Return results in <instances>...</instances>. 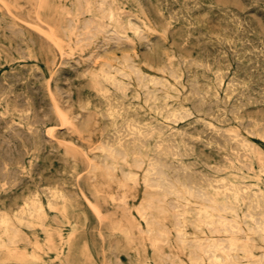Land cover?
Segmentation results:
<instances>
[{
  "label": "rangeland",
  "instance_id": "obj_1",
  "mask_svg": "<svg viewBox=\"0 0 264 264\" xmlns=\"http://www.w3.org/2000/svg\"><path fill=\"white\" fill-rule=\"evenodd\" d=\"M263 15L264 0H0V220L10 217L24 254L0 248V264H211L207 246L219 241L236 245L217 252L224 264H264ZM52 190L64 193L65 207L49 205ZM32 198L44 212L21 222ZM4 228L0 222L7 241Z\"/></svg>",
  "mask_w": 264,
  "mask_h": 264
},
{
  "label": "bare ground",
  "instance_id": "obj_2",
  "mask_svg": "<svg viewBox=\"0 0 264 264\" xmlns=\"http://www.w3.org/2000/svg\"><path fill=\"white\" fill-rule=\"evenodd\" d=\"M226 1V0H225ZM231 1V0H230ZM185 2V1H184ZM249 2V1H248ZM166 3V2H165ZM233 2H231V4H232ZM235 3V2H234ZM89 4V3H88ZM153 4V3H152ZM236 4V3H235ZM237 4H239V3H237ZM237 4L234 6V7H236L237 6ZM249 4V3H248ZM154 5V4H153ZM156 5V4H155ZM234 5V4H233ZM253 5V4H252ZM145 6V5H144ZM147 6V5H146ZM150 6H151V4H150ZM173 6V5H172ZM254 6V5H253ZM152 7V6H151ZM219 7V6H218ZM229 7V6H228ZM153 8V7H152ZM197 8V7H196ZM260 8V7H259ZM169 9V8H168ZM65 10V9H64ZM159 10V9H158ZM174 10V9H173ZM112 11V10H111ZM110 11V12H111ZM156 11V10H155ZM172 11V10H171ZM224 11V10H223ZM229 11V10H228ZM233 11V10H232ZM237 11V10H236ZM241 11V10H240ZM78 12V11H77ZM158 12V11H157ZM68 13V12H67ZM178 13V12H177ZM176 14V13H175ZM187 14V13H186ZM234 14V13H233ZM246 14V13H245ZM69 15V14H68ZM108 15V14H107ZM173 15V14H172ZM182 15V14H181ZM180 15V16H181ZM15 16V15H14ZM242 16H245V15H242ZM264 16V15H263ZM263 16H262V18H263ZM15 17H17V16H15ZM113 17V16H112ZM231 17V16H230ZM234 17V16H233ZM133 18V17H132ZM187 18V17H186ZM232 18V17H231ZM239 18V17H238ZM253 18H254V16H253ZM258 18V17H257ZM235 19V18H234ZM249 19V18H248ZM264 19V18H263ZM154 20V19H153ZM236 20V19H235ZM247 20V19H246ZM245 20V21H246ZM251 20V19H250ZM41 21V20H40ZM234 21V20H233ZM243 21V20H242ZM258 21H260V20H258ZM239 22V21H238ZM132 23V22H131ZM249 23V22H248ZM264 23V22H263ZM262 23V24H263ZM136 25H137V23H135ZM238 24V23H237ZM251 24V23H250ZM260 25H261V23H259ZM109 25V24H108ZM130 25V24H129ZM157 25V24H156ZM110 26V25H109ZM138 26V25H137ZM95 27V26H94ZM131 27V26H130ZM247 27V26H246ZM15 28V27H14ZM74 28V27H73ZM76 28V27H75ZM95 28H97V25H96V27ZM132 28V27H131ZM138 28V27H137ZM226 28V27H225ZM243 28V27H242ZM249 28H251V27H249ZM6 29V28H5ZM4 29V30H5ZM16 29V28H15ZM15 29H13V31L15 30ZM86 29V28H85ZM84 29V30H85ZM153 29V28H152ZM10 30V29H9ZM17 30H15V32H16ZM144 31V30H143ZM224 31H226V30H224ZM242 31V30H241ZM245 31V30H244ZM246 31H247V29H246ZM249 31H251V30H249ZM18 32H19V29H18ZM53 32V31H52ZM189 32V31H188ZM233 32H235V31H233ZM240 32V31H239ZM254 32V31H253ZM20 33V32H19ZM75 33V32H74ZM73 33V34H74ZM189 33H191V32H189ZM230 33V32H229ZM112 34V33H111ZM138 34V33H137ZM146 34V33H145ZM193 34V33H192ZM219 34H220V32H219ZM247 34V33H246ZM263 34V33H262ZM261 34V35H262ZM76 35V34H75ZM198 35V34H197ZM237 35H239V34H237ZM244 36H245V34H243ZM22 36V35H21ZM224 36V35H223ZM233 36V35H232ZM6 37V36H5ZM25 37V36H24ZM226 37V36H225ZM231 37V36H230ZM243 37V36H242ZM20 38H22V37H20ZM220 38H221V36H220ZM241 38V37H240ZM225 39V38H224ZM232 39V38H231ZM242 39V38H241ZM59 40H61V38L59 39ZM237 40V39H236ZM255 40V39H254ZM208 41V40H207ZM244 41V40H243ZM249 41V40H248ZM261 41V40H260ZM21 42V41H20ZM205 42V41H204ZM212 42V41H211ZM253 42V41H252ZM259 42V41H258ZM69 43V42H68ZM80 43V42H79ZM202 43H203V40H202ZM207 43V42H206ZM216 43V42H215ZM224 43V42H223ZM228 43V42H227ZM261 43H263V42H261ZM199 44V43H198ZM231 44V43H230ZM233 44V43H232ZM123 45H125V44H123ZM205 45V44H204ZM210 45V44H209ZM220 45H221V43H220ZM219 45V46H220ZM228 45V44H227ZM246 45V44H245ZM251 45V44H250ZM21 46V45H20ZM206 46V45H205ZM244 46V45H243ZM261 46V45H260ZM263 46V45H262ZM105 47V46H104ZM149 47V46H148ZM230 47V46H229ZM234 47V46H233ZM249 47V46H248ZM254 47V46H253ZM1 48V47H0ZM18 48V47H17ZM20 48V47H19ZM107 48V47H106ZM105 48V49H106ZM228 48V47H227ZM252 48V47H251ZM69 49V48H68ZM235 49V48H234ZM233 49V50H234ZM257 49V48H256ZM19 49H17V51H18ZM73 50V49H72ZM71 50V51H72ZM204 50V49H203ZM223 50H224V48H223ZM247 49L245 48V51H246ZM255 50V49H254ZM20 51V50H19ZM23 51H24V49H23ZM193 51H195V50H193ZM212 51V50H211ZM252 51V50H251ZM256 51V50H255ZM27 52V51H26ZM25 52V53H26ZM68 52V51H67ZM180 52V51H179ZM224 52H225V50H224ZM232 52V51H231ZM235 52V51H234ZM237 52V51H236ZM6 53V52H5ZM70 53V52H69ZM73 53V52H72ZM209 53V52H208ZM233 53V52H232ZM238 53V52H237ZM253 53H254V51H253ZM264 53V52H263ZM220 54V53H219ZM139 55V54H138ZM172 55H174V54H172ZM214 55V54H213ZM216 55V54H215ZM228 56H229V54H227ZM250 55V54H249ZM248 55V56H249ZM256 55H258L257 53H256ZM12 56V55H11ZM23 56H25V55H23ZM27 56V55H26ZM210 56V55H209ZM231 56V55H230ZM239 56V55H238ZM237 56V57H238ZM244 56V55H243ZM63 57V56H62ZM172 57V56H171ZM190 57V56H189ZM204 57V56H203ZM258 57V56H257ZM260 57V56H259ZM11 58H13L14 59V57H11ZM30 58H32V57H30ZM180 58H181V56H180ZM219 58V57H218ZM217 58V59H218ZM223 58V57H222ZM227 58V57H226ZM229 58V57H228ZM232 58V57H231ZM247 58V57H246ZM21 59V58H20ZM182 59V58H181ZM237 59H240L239 57L237 58ZM249 59V58H248ZM257 59V58H256ZM261 59H262V57H261ZM187 60V59H186ZM216 60V59H215ZM251 60V59H250ZM254 60V59H253ZM264 60V59H263ZM13 61V60H12ZM68 61H70V60H68ZM183 61V60H182ZM188 61H190L189 59H188ZM194 61V60H193ZM196 61H198V60H196ZM218 60H216V62H217ZM220 61V60H219ZM167 62V61H166ZM173 62V61H172ZM229 62V61H228ZM164 63V62H163ZM193 63V62H192ZM232 63V62H231ZM249 63V62H248ZM247 63V64H248ZM251 63V62H250ZM9 64V63H8ZM31 64H33V63H31ZM195 64H198L197 62L195 63ZM204 64H205V62H204ZM209 64V63H208ZM210 64H212V63H210ZM209 64V65H210ZM217 64V63H216ZM225 64V63H224ZM260 64V63H259ZM22 65V64H21ZM46 65V64H45ZM73 65V64H72ZM170 65V64H169ZM183 65V64H182ZM188 65H189V63H188ZM219 65V64H218ZM221 65V64H220ZM226 65H228V64H226ZM2 66V65H1ZM23 66V65H22ZM25 66V65H24ZM78 66V65H77ZM192 66V65H191ZM201 66V65H200ZM204 66V65H203ZM206 66V65H205ZM213 66V65H212ZM237 66V65H236ZM239 66V65H238ZM255 66H257V63H256V65ZM36 67V66H35ZM60 67V66H59ZM133 67V66H132ZM131 67V68H132ZM165 67V66H164ZM170 67V66H169ZM211 67V66H210ZM217 68H219L218 66H216ZM27 68V67H26ZM58 68V67H57ZM63 69H64V67H62ZM166 68V67H165ZM221 68V67H220ZM227 69H228V66L226 67ZM35 69H37V68H35ZM61 69V68H60ZM185 69V68H184ZM201 69V68H200ZM209 69V68H208ZM238 69V68H237ZM256 69V68H255ZM264 69V68H263ZM32 70H34V69H32ZM154 70V69H153ZM190 70V69H189ZM257 70V69H256ZM209 71V70H208ZM218 71V70H217ZM234 71V70H233ZM243 71V70H242ZM250 71V70H249ZM16 72V71H15ZM18 72V71H17ZM41 72V71H40ZM50 72V71H49ZM197 72V71H196ZM231 72V71H230ZM247 72V71H246ZM245 72V73H246ZM252 72V71H251ZM260 72V71H259ZM9 73V72H8ZM39 73V72H38ZM42 73V72H41ZM40 73V74H41ZM57 73V72H56ZM171 73V72H170ZM190 73V72H189ZM203 73V72H202ZM84 74V73H83ZM167 74V73H166ZM188 74V73H187ZM204 74V73H203ZM215 74V73H214ZM223 74V73H222ZM226 74H227V72H226ZM226 74L224 75V76H226ZM44 75V74H43ZM52 75V74H51ZM122 75V74H121ZM120 75V76H121ZM137 75H138V72H137ZM206 74H204V76H205ZM220 75V74H219ZM232 75V74H231ZM262 75V74H261ZM106 76V75H105ZM140 76V75H139ZM144 76V78H145V76L146 75H143ZM197 76V75H196ZM223 76V77H224ZM263 76V75H262ZM3 77V76H2ZM124 77V76H123ZM184 77V76H183ZM209 77V76H208ZM260 77V76H259ZM18 78V77H17ZM20 78V77H19ZM46 78V77H45ZM98 78V77H97ZM205 78H207V76L205 77ZM218 78H220L221 79V77H218ZM225 78V77H224ZM263 78V77H262ZM36 79V78H35ZM106 79V78H105ZM104 79V80H105ZM230 79V78H229ZM242 79V78H241ZM240 79V80H241ZM8 80H9V78H8ZM11 80V79H10ZM44 80V79H43ZM108 80V79H107ZM107 80H106V82H107ZM160 80V79H159ZM190 80H192V79H190ZM196 80V79H195ZM194 80V85H195V82L197 83V81H195ZM198 80V79H197ZM5 81V80H4ZM50 81V80H49ZM73 81V80H72ZM116 81H118V80H116ZM116 81H114V82H116ZM120 81V80H119ZM161 81V80H160ZM18 82V81H17ZM155 82V81H154ZM190 82H192V81H190ZM215 82H217V81H215ZM221 82H223V81H221ZM232 82V81H231ZM234 82V81H233ZM236 82V81H235ZM234 82V83H235ZM22 83H24V82H22ZM35 83V82H34ZM48 83V82H47ZM153 83V82H152ZM159 83V82H158ZM238 83V82H237ZM253 83V82H252ZM8 84V83H7ZM83 84V83H82ZM112 83H110V85H111ZM114 84V83H113ZM188 84H189V82H188ZM192 84V83H191ZM221 84V83H220ZM228 84V83H227ZM250 84V83H249ZM100 85H102V84H100ZM138 85V84H137ZM214 85V84H213ZM219 85V84H218ZM240 85V84H239ZM253 85V84H252ZM46 86V85H45ZM149 86V85H148ZM181 86V85H180ZM231 86V85H230ZM1 87V86H0ZM11 87V86H10ZM9 87V88H10ZM47 87V86H46ZM50 87V86H49ZM73 87H75V86H73ZM88 87V86H87ZM91 87H93V86H91ZM120 87H121V85H120ZM119 87V88H120ZM197 87V86H196ZM195 87V88H196ZM210 87V86H209ZM227 87V86H226ZM236 87V86H235ZM59 88V87H58ZM85 88V87H84ZM101 88H102V86H101ZM192 88V87H191ZM198 88V87H197ZM211 88V87H210ZM228 88H230V87H228ZM233 88V87H232ZM231 88V89H232ZM256 88H258V87H256ZM12 89V88H11ZM50 89V88H49ZM143 89V88H142ZM146 89V88H145ZM208 89V88H207ZM220 89H221V86H220ZM225 89V88H224ZM5 90V89H4ZM9 90V89H8ZM59 90V89H58ZM95 90V89H94ZM106 90V89H105ZM110 91H111V89H109ZM120 90V89H119ZM126 90V89H125ZM128 90V89H127ZM130 90V89H129ZM148 90V89H147ZM178 90V89H177ZM198 90H200V89H198ZM229 90V89H228ZM227 90V91H228ZM244 90V89H243ZM12 91V90H11ZM47 91H49V90H47ZM80 91V90H79ZM79 91H78V93H79ZM107 91V90H106ZM106 91H103V92H106ZM149 92H150V90H148ZM210 91V90H209ZM236 91V90H235ZM240 91V90H239ZM255 91V90H254ZM260 91V90H259ZM21 92V91H20ZM35 92V91H34ZM36 92H38V90L36 91ZM67 92V91H66ZM97 92V91H96ZM124 92V91H123ZM153 92V91H152ZM201 92V91H200ZM200 92H198V93H200ZM10 93V92H9ZM98 93V92H97ZM102 93V92H101ZM107 93V92H106ZM115 93V92H114ZM187 93V92H186ZM190 93V92H189ZM198 93H197V95H198ZM207 93H209L208 91H207ZM218 93V92H217ZM216 93V94H217ZM236 93V92H235ZM242 93V92H241ZM254 93V92H253ZM259 93V92H258ZM17 94V93H16ZM51 94H52V92H51ZM69 94V93H68ZM111 94V93H110ZM110 94H109V96H110ZM144 94H145V92H144ZM154 94H157V93H154ZM202 94H203V92H202ZM225 94V93H224ZM223 94V95H224ZM237 94H238V92H237ZM243 94V93H242ZM255 94V93H254ZM26 95V94H25ZM67 95V94H66ZM73 95V94H72ZM102 95V94H101ZM168 95V94H167ZM185 95V94H184ZM194 95H196V94H194ZM193 95V96H194ZM200 95V94H199ZM218 95V94H217ZM221 95V94H220ZM230 95V94H229ZM239 95V94H238ZM249 95V94H248ZM17 96V95H16ZM35 96V95H34ZM51 96V95H50ZM98 96H99V94H98ZM114 96V95H113ZM206 96V95H205ZM232 96H233V94H232ZM259 96H261V95H259ZM264 96V95H263ZM3 97V96H2ZM11 97V96H10ZM15 97V96H14ZM19 97V96H18ZM154 97V96H153ZM168 97V96H167ZM198 97V96H197ZM231 97V96H230ZM238 97V96H237ZM248 97V96H247ZM258 97V96H257ZM6 98H8V96L6 97ZM114 98V97H113ZM133 98V97H132ZM139 98V97H138ZM155 98V97H154ZM201 98V97H200ZM250 98V97H249ZM256 98V97H255ZM2 99V98H1ZM20 99V98H19ZM101 99V98H100ZM107 99V98H106ZM152 99V98H151ZM189 99V98H188ZM197 99V98H196ZM204 99V98H203ZM229 99H231V98H229ZM234 99V98H233ZM236 99V98H235ZM263 99V98H262ZM49 100H50V98H49ZM99 100V99H98ZM122 100V99H121ZM123 100H125V99H123ZM157 100V99H156ZM167 100H168V98H167ZM225 100V99H224ZM239 100H241V98L239 99ZM243 100V99H242ZM241 100V101H242ZM251 100V99H250ZM249 100V101H250ZM6 101V100H5ZM44 101V100H43ZM53 101V100H52ZM111 101H112V99H111ZM110 100H109V103L111 102ZM192 101V100H191ZM215 101H216V99H215ZM223 101V100H222ZM229 101V100H228ZM248 101V100H247ZM259 101V100H258ZM257 101V102H258ZM48 102V101H47ZM55 102H57V100L55 101ZM99 102H100V100H99ZM108 102V101H107ZM106 102V103H107ZM112 102H114V101H112ZM175 102V101H174ZM183 102H184V100H183ZM195 102H197V101H195ZM199 102V101H198ZM201 102V101H200ZM240 102V101H239ZM243 102V101H242ZM246 102V101H245ZM14 103V102H13ZM16 103V102H15ZM17 103H19V102H17ZM50 103V102H49ZM53 103V102H52ZM82 103V102H81ZM193 103V102H192ZM202 103L203 102H201V106H203L202 105ZM205 103H206V100H205ZM213 103H214V100H213ZM225 103H226V101H225ZM247 104H248V102H246ZM57 104V103H56ZM112 104V103H111ZM121 104V103H120ZM196 104V103H195ZM194 104V105H195ZM198 104V103H197ZM210 104V103H209ZM208 104V105H209ZM212 104V103H211ZM210 104V105H211ZM245 104V103H244ZM253 104V103H252ZM28 105V104H27ZM84 105H85V103H84ZM109 105V104H108ZM115 105V104H114ZM137 105V104H136ZM135 105V106H136ZM171 105V103L169 104V106ZM178 105V104H177ZM192 105V104H191ZM209 105V106H210ZM214 105V104H213ZM23 106V105H22ZM25 106H26V104H25ZM24 106V107H25ZM42 106V105H41ZM52 106V105H51ZM83 106V105H82ZM122 107H123V105H121ZM120 106V107H121ZM128 106V105H127ZM138 106V105H137ZM168 106V107H169ZM196 106V105H195ZM198 106H200V105H198ZM205 106V105H204ZM209 106H207V107H209ZM7 107H9L8 106V104H7ZM23 107V108H24ZM27 107H29V106H27ZM50 107V106H49ZM55 107V106H54ZM60 107V106H59ZM109 107V106H108ZM120 107H119V109H120ZM167 107V106H166ZM167 107V108H168ZM235 107H237V106H235ZM235 107H232V108H235ZM239 107V106H238ZM244 107V106H243ZM14 108V107H13ZM30 108H31V105H30ZM35 108V107H34ZM48 108V107H47ZM52 108V107H51ZM151 108V107H150ZM164 108V107H163ZM162 108V109H163ZM167 108H166V110H167ZM196 108H197V106H196ZM202 108V107H201ZM200 108V109H201ZM210 108V107H209ZM213 108V107H212ZM221 108V107H220ZM219 108V109H220ZM21 109V108H20ZM41 109V108H40ZM39 109V110H40ZM58 109V108H57ZM61 109V108H60ZM108 109V108H107ZM116 109V108H115ZM123 109H124V107H123ZM122 109V110H123ZM126 109V108H125ZM176 109V108H175ZM179 109V108H178ZM208 109V108H207ZM218 109V108H217ZM236 109V108H235ZM30 110V109H29ZM53 110V109H52ZM55 110V109H54ZM112 110V109H111ZM181 110V109H180ZM195 110V109H194ZM210 110V109H209ZM208 110V111H209ZM213 110V109H212ZM215 110V109H214ZM213 110V111H214ZM8 111V110H7ZM48 111V110H47ZM58 110H56L55 112H57ZM108 111V110H107ZM224 111V110H223ZM230 111V110H229ZM238 111V110H237ZM18 112V111H17ZM32 112H34V110L32 111ZM36 112L37 111H35V114L34 115H36ZM38 112H40V111H38ZM49 112V111H48ZM52 112V111H51ZM63 112V111H62ZM146 112V111H145ZM179 112V111H178ZM181 112V111H180ZM184 112V111H183ZM197 112H199L198 110H197ZM233 112V111H232ZM27 113V112H26ZM170 113V112H169ZM175 113V115H176V111L174 112ZM173 113V114H174ZM219 113V112H218ZM218 113H217V115H218ZM221 113V112H220ZM226 113V112H225ZM7 114V113H6ZM22 114V113H21ZM49 114H50V112H49ZM49 114L47 113V115L49 116ZM59 114H61V112L59 113ZM103 114V113H102ZM107 114V113H106ZM144 114H146V113H144ZM186 114V113H185ZM191 114V113H190ZM199 114V113H198ZM207 114H208V112H207ZM3 115H5V114H3ZM26 115H28V114H26ZM30 115V114H29ZM45 115H46V113H45ZM65 115V114H64ZM116 115H118V114H116ZM128 115V114H127ZM135 115V114H134ZM174 115V116H175ZM181 115V114H180ZM196 115V114H195ZM37 116V115H36ZM35 116V117H36ZM40 116V115H39ZM50 116H51V114H50ZM53 116V115H52ZM102 116V115H101ZM120 116V115H119ZM169 116H171L170 114H169ZM188 116V115H187ZM225 116V115H224ZM12 117V116H11ZM21 117V116H20ZM28 117V116H27ZM38 117V116H37ZM44 117V116H43ZM103 117H106V115H104ZM114 117H116V116H114ZM118 117V116H117ZM124 117H125V115H124ZM175 117H177V116H175ZM189 117V116H188ZM207 117H208V115H207ZM210 117V116H209ZM213 117V116H212ZM223 117V116H222ZM221 117V118H222ZM258 117V116H257ZM256 117V118H257ZM2 118V117H1ZM24 118V117H23ZM29 118V117H28ZM42 118V117H41ZM41 118H40V120H41ZM66 118V117H65ZM119 118V117H118ZM126 118V117H125ZM132 118V117H131ZM153 118V117H152ZM151 118V119H152ZM170 118V117H169ZM179 118V117H178ZM225 118V117H224ZM231 118V117H230ZM246 118V117H245ZM252 118V117H251ZM3 119H5V118H3ZM2 119V120H3ZM51 119V118H50ZM53 119V118H52ZM61 119V118H60ZM64 119V118H63ZM115 119V118H114ZM124 119V118H123ZM128 119V118H127ZM168 119V118H167ZM181 119V118H180ZM214 119V118H213ZM243 119V118H242ZM254 119V118H253ZM6 120H8V119H6ZM5 120V121H6ZM31 120V119H30ZM34 120V119H33ZM32 120V121H33ZM38 120V119H37ZM47 120V119H46ZM131 120V119H130ZM135 120V119H134ZM154 120V119H153ZM168 120H170V119H168ZM171 120H174V119H171ZM177 120H179V119H177ZM216 120V119H215ZM225 120V119H224ZM236 120V119H235ZM255 120V119H254ZM49 121V120H48ZM52 121V120H51ZM64 122H65V120H63ZM66 121H67V119H66ZM111 121V120H110ZM127 121V120H126ZM132 121V120H131ZM195 121H197V120H195ZM229 121H231V120H229ZM249 121V120H248ZM247 121V122H248ZM251 121V120H250ZM256 121H258V120H256ZM26 122V121H25ZM33 122H35V121H33ZM129 122V121H128ZM135 122V121H134ZM146 122V121H145ZM198 122V121H197ZM239 122H240V120H239ZM243 122V121H242ZM246 122V123H247ZM15 123V122H14ZM38 123V122H37ZM44 123V122H43ZM124 123V122H123ZM133 123V122H132ZM147 123V122H146ZM160 123V122H159ZM162 123H163V121H162ZM175 123V122H174ZM178 123V122H177ZM262 123V122H261ZM13 124V123H12ZM30 124V123H29ZM112 124V123H111ZM118 124V123H117ZM125 124V123H124ZM123 124V125H124ZM129 124H131L130 122L128 123V125ZM140 124V123H139ZM154 124V123H153ZM198 124V123H197ZM201 124V123H200ZM207 124V123H206ZM250 124V123H249ZM255 124V123H254ZM263 124V123H262ZM261 124V125H262ZM10 125V124H9ZM15 125V124H14ZM19 126H20V124H18ZM104 126H105V124H103ZM107 125V124H106ZM114 125H116V124H114ZM119 125V124H118ZM117 125V126H118ZM126 125V124H125ZM124 125V126H125ZM127 125V126H128ZM133 126H134V123L132 124ZM191 125V124H190ZM193 125V124H192ZM35 126V125H34ZM103 126V127H104ZM108 126V125H107ZM131 126V125H130ZM139 126V125H138ZM143 126H146V125H143ZM142 126V127H143ZM148 126V125H147ZM215 126V125H214ZM213 126V127H214ZM246 126V125H245ZM10 127V126H9ZM15 127V126H14ZM22 127V126H21ZM32 127V126H31ZM37 127V126H36ZM42 127V126H41ZM58 127V126H57ZM140 127V126H139ZM160 127V126H159ZM168 127V126H167ZM170 127V126H169ZM183 127V126H182ZM189 127V126H188ZM194 127V126H193ZM258 127H259V125H258ZM262 127V126H261ZM261 127H260V129H261ZM16 128V127H15ZM24 128V127H23ZM29 128V127H28ZM27 128V129H28ZM126 128V127H125ZM133 128V127H132ZM131 128V129H132ZM136 128V127H135ZM149 128V127H148ZM147 128V129H148ZM156 128V127H155ZM173 128V127H172ZM177 128V127H176ZM210 128V127H209ZM216 128V127H215ZM214 128V129H215ZM264 128V127H263ZM26 129V130H27ZM36 129V128H35ZM49 129V128H48ZM52 129V128H51ZM130 129V130H131ZM136 129H138V128H136ZM161 129V128H160ZM166 129V128H165ZM186 129V128H185ZM196 129V128H195ZM212 129V128H211ZM225 129H227V128H225ZM39 130V129H38ZM38 130H34V131H38ZM53 130V129H52ZM123 130V129H122ZM127 130H129V128L127 129ZM150 130V129H149ZM153 130V129H152ZM171 130V129H170ZM173 130V129H172ZM180 130V129H179ZM202 130V129H201ZM221 130H222V128H221ZM245 130V129H244ZM263 130V129H262ZM12 131V130H11ZM21 131V130H20ZM19 131V132H20ZM33 131V132H34ZM119 131V130H118ZM136 131V130H135ZM139 131H141V130H139ZM144 131H145V129H144ZM156 131V130H155ZM164 131V130H163ZM182 131V130H181ZM203 131V130H202ZM246 131V130H245ZM28 132V131H27ZM32 132V133H33ZM107 132V131H106ZM128 132H131V131H128ZM194 132V131H193ZM207 132V131H206ZM210 132V131H209ZM217 132V131H216ZM225 132V131H224ZM223 132V133H224ZM230 132V131H229ZM228 132V133H229ZM234 132V131H233ZM233 132H231L232 134H233ZM247 132V131H246ZM253 132V131H252ZM8 133V132H7ZM17 134H19L18 132H16ZM26 133V132H25ZM42 133H44V132H42ZM110 133H113V132H110ZM109 133V134H110ZM120 133V132H119ZM124 133V132H123ZM138 133H140V132H137V134ZM143 133V132H142ZM172 133V132H171ZM181 133V132H180ZM184 133V132H183ZM219 133H220V131H219ZM235 133V132H234ZM23 134V133H22ZM46 134V133H45ZM134 134V133H133ZM162 135H163V133H161ZM185 134V133H184ZM189 134V133H188ZM201 134H203V133H201ZM209 134V133H208ZM207 134V135H208ZM216 134V133H215ZM221 134V133H220ZM226 134V133H225ZM238 134V133H237ZM258 134V133H257ZM11 135V134H10ZM14 135V134H13ZM12 135V136H13ZM16 135V134H15ZM33 135H35V134H33ZM49 135V134H48ZM112 135V134H111ZM131 135V134H130ZM252 135V134H251ZM0 136H2V135H0ZM6 136V135H5ZM19 136V135H18ZM24 136V135H23ZM32 136V135H31ZM52 136V135H51ZM110 136V135H109ZM127 136V135H126ZM137 136V135H136ZM174 136V135H173ZM173 136H172V138H173ZM197 136H199V135H197ZM244 136V135H243ZM15 137H17V136H15ZM14 137V138H15ZM30 137V136H29ZM103 137V136H102ZM111 137V136H110ZM115 137V136H114ZM117 137V136H116ZM124 137V136H123ZM139 137V136H138ZM185 137V136H184ZM200 137V136H199ZM210 137V136H209ZM230 136H228V138H229ZM4 138V137H3ZM7 138V137H6ZM25 138V137H24ZM28 138V137H27ZM47 138V137H46ZM120 138V137H119ZM128 138V137H127ZM132 138V137H131ZM136 138V137H135ZM213 138V137H212ZM224 138V137H223ZM227 138V137H226ZM227 138V139H228ZM236 138V137H235ZM237 138H239V137H237ZM262 138V137H261ZM13 139V138H12ZM19 139V138H18ZM26 139V138H25ZM35 139V138H34ZM103 139V138H102ZM114 139V138H113ZM145 139H146V137H145ZM149 139V138H148ZM171 138H169V140H170ZM174 139V138H173ZM198 139V138H197ZM218 139H220V138H218ZM262 139H264V138H262ZM3 140V139H2ZM5 140V139H4ZM136 140V139H135ZM140 140V139H139ZM159 140V139H158ZM164 140V139H163ZM192 140V139H191ZM231 140V139H230ZM232 140H234V139H232ZM231 140V141H232ZM237 140V139H236ZM6 141V140H5ZM29 141V140H28ZM35 141V140H34ZM107 141H108V139H107ZM127 141V139H125V142ZM141 141V140H140ZM147 141V140H146ZM183 141V140H182ZM185 141V140H184ZM196 141V140H195ZM228 141V140H227ZM249 141V140H248ZM264 141V140H263ZM12 142V141H11ZM41 142H43V141H41ZM108 142H110V140L108 141ZM114 142V141H113ZM118 142V141H117ZM119 142H120V140H119ZM121 142H123V141H121ZM128 142V141H127ZM127 142L125 143V145H127ZM139 142V141H138ZM189 142V141H188ZM221 142V141H220ZM236 142V141H235ZM238 142V141H237ZM247 142V141H246ZM251 142V141H250ZM8 143H10V142H8ZM32 143V142H31ZM50 143V142H49ZM111 143V142H110ZM124 143V142H123ZM123 143H121V144H123ZM146 143V142H145ZM162 143V142H161ZM206 143H208V142H206ZM224 143V142H223ZM228 143H230V141L228 142ZM232 143H234V142H232ZM244 143V142H243ZM249 143V142H248ZM3 143H1V145H2ZM5 144V143H4ZM12 144V143H11ZM25 144V143H24ZM42 144V143H41ZM74 144V143H73ZM143 144V143H142ZM156 144V143H155ZM157 144H159V143H157ZM156 144V145H157ZM168 144H170L169 142H168ZM167 144V145H168ZM174 144V143H173ZM184 144H186V143H184ZM191 144V143H190ZM214 144V143H213ZM236 143H234V145H235ZM245 144V143H244ZM247 144V143H246ZM8 145V144H7ZM16 146H17V144H15ZM46 145V144H45ZM75 145V144H74ZM154 145V144H153ZM166 145V144H165ZM164 145V146H165ZM178 145H179V143H178ZM194 145V144H193ZM238 145H240V143L238 144ZM248 145V144H247ZM32 146V145H31ZM101 146V145H100ZM111 146V145H110ZM109 146V147H110ZM139 146V145H138ZM141 146V145H140ZM159 146H161V145H159ZM158 146V147H159ZM171 146V145H170ZM175 146V145H174ZM173 146V147H174ZM176 146H177V143H176ZM180 146L181 145H179V148H180ZM195 146V145H194ZM193 146V147H194ZM210 146V145H209ZM226 146V145H225ZM237 146V145H236ZM250 146V145H249ZM11 147V146H10ZM103 147V146H102ZM104 147H106L105 145H104ZM113 147V146H112ZM117 147L119 148V147H121L120 146V144L119 145H117ZM135 147V146H134ZM142 147V146H141ZM151 147V146H150ZM184 147V146H183ZM221 147V146H220ZM224 147V146H223ZM233 147V146H232ZM235 147V146H234ZM242 147V146H241ZM248 147V146H247ZM251 147V146H250ZM255 147V146H254ZM25 148V147H24ZM29 148H31V147H29ZM42 148V147H41ZM40 148V149H41ZM122 148V147H121ZM123 148H125V147H123ZM140 148V147H139ZM156 149H157V147H155ZM160 148V147H159ZM166 148V147H165ZM168 148H169V145H168ZM171 148V147H170ZM169 148V149H170ZM175 148V147H174ZM177 148V147H176ZM178 148V149H179ZM192 148V147H191ZM219 148V147H218ZM224 148H226V147H224ZM242 148H244V145H243V147ZM241 148V149H242ZM246 148V147H245ZM244 148V149H245ZM258 148H260L259 146H258ZM21 149H22V147H21ZM39 149V150H40ZM54 149V148H53ZM95 149V148H94ZM172 149V148H171ZM170 149V150H171ZM220 149V148H219ZM55 150V149H54ZM132 150H133V148H132ZM134 150H135V148H134ZM139 150H141V149H139ZM160 150H161V148L159 149V152H160ZM169 150V151H170ZM175 150V149H174ZM181 150V149H180ZM221 150V149H220ZM232 150V149H231ZM235 150V149H234ZM234 150H233V152H234ZM243 150V149H242ZM247 150V149H246ZM2 151H4V150H2ZM11 151H12V149H11ZM11 151L9 152V153H11ZM14 151V150H13ZM21 151V150H20ZM35 151V150H34ZM115 151V150H114ZM164 151V150H163ZM236 151V150H235ZM250 151V150H249ZM252 151H254V150H252ZM251 151V152H252ZM6 152V151H5ZM26 152V151H25ZM32 152V151H31ZM41 152V151H40ZM104 152V151H103ZM122 152V151H121ZM139 152H142V151H139ZM146 152H147V150H146ZM154 152H156V151H154ZM172 152V151H171ZM177 152V151H176ZM231 152V151H230ZM158 153V152H157ZM161 153V152H160ZM170 153V152H169ZM173 153V152H172ZM182 152H180L179 151V154H181ZM247 153V152H246ZM245 153V154H246ZM20 154V153H19ZM136 154V153H135ZM156 154V153H155ZM171 154V153H170ZM187 154V153H186ZM185 154V155H186ZM234 154H235V152H234ZM233 154V155H234ZM244 154V153H243ZM244 154V155H245ZM248 154V153H247ZM246 154V155H247ZM254 154H256V153H254ZM258 154V156H260L259 155V153H257ZM7 155V154H6ZM26 155V154H25ZM36 155V154H35ZM62 155V154H61ZM158 155H159V153H158ZM181 155H183L184 156V154H181ZM229 155V154H228ZM239 155H240V153H239ZM244 155H243V157H244ZM250 155V154H249ZM264 155V154H263ZM8 156V155H7ZM10 156H11V154H10ZM15 156V155H14ZM96 156V155H95ZM100 156V155H99ZM133 156H137V155H133ZM139 156H141V155H139ZM177 156V155H176ZM189 156V155H188ZM192 156V155H191ZM241 156V155H240ZM33 157V156H32ZM64 157V156H63ZM147 157V156H146ZM157 157V156H156ZM160 157V156H159ZM182 157V156H181ZM226 157V156H225ZM242 157V156H241ZM240 157V158H241ZM246 157H249V156H246ZM257 157V156H256ZM12 158V157H11ZM24 158V157H23ZM34 158V157H33ZM36 158V157H35ZM151 158H153V157H151ZM250 158V157H249ZM25 159V158H24ZM89 159V158H88ZM159 159V158H158ZM233 159V158H232ZM231 159V160H232ZM243 159V158H242ZM259 160H260V158H258ZM1 160V159H0ZM18 159H16V161H17ZM21 160V159H20ZM20 160H18V161H20ZM65 160V159H64ZM173 160H174V158H173ZM237 160V159H236ZM29 161V160H28ZM32 161V160H31ZM92 161V160H91ZM149 161V160H148ZM155 161H156V159H155ZM159 161V160H158ZM196 161V160H195ZM228 161V160H227ZM233 161V160H232ZM258 161V160H257ZM11 162V161H10ZM13 162V161H12ZM22 162V161H21ZM142 162V161H141ZM170 162H171V160H170ZM181 162V161H180ZM189 162V161H188ZM196 162H198V161H196ZM248 162V161H247ZM246 162V163H247ZM264 162V161H263ZM262 162V163H263ZM3 163V162H2ZM8 163V162H7ZM68 163H69V161H68ZM129 163V162H128ZM148 163V162H147ZM232 163V162H231ZM233 163H235V162H233ZM232 163V164H233ZM14 164V163H13ZM17 164V163H16ZM19 164V163H18ZM31 164V163H30ZM36 164V163H35ZM149 164H150V162H149ZM155 164H156V162H155ZM162 165L164 164V163H161ZM167 164V163H166ZM172 164V163H171ZM181 164V163H180ZM196 164V163H195ZM208 164V163H207ZM241 164V163H240ZM6 165V164H5ZM15 165V164H14ZM21 165V164H20ZM32 165H33V163H32ZM94 165H95V163H94ZM159 165V164H158ZM168 165H169V163H168ZM173 165H174V163H173ZM186 165H190V164H185V166ZM197 165V164H196ZM206 165V164H205ZM211 165V164H210ZM220 165V164H219ZM227 165V164H226ZM231 165V164H230ZM247 165H248V163H247ZM250 165V164H249ZM260 165V164H259ZM51 166V165H50ZM140 166V165H139ZM164 166V165H163ZM172 166V165H171ZM180 166V165H179ZM192 166V165H191ZM206 166H209V164L208 165H206ZM232 166V165H231ZM236 166V165H235ZM238 166V165H237ZM25 167V166H24ZM94 167V166H93ZM93 167H91V168H93ZM158 166H156V168H157ZM162 167V166H161ZM178 167V166H177ZM218 167H221V166H218ZM223 167V166H222ZM221 167V168H222ZM228 167V166H227ZM249 167V166H248ZM260 167H261V165H260ZM18 168H20V167H18ZM147 168H148V166H147ZM150 168V167H149ZM170 168V167H169ZM175 168V167H174ZM180 168H181V166H180ZM214 169H216L215 167H213ZM225 168H226V166H225ZM232 168V167H231ZM238 168V167H237ZM262 168V167H261ZM264 168V167H263ZM97 169H98V167H97ZM111 169V168H110ZM158 169V168H157ZM161 169V168H160ZM182 169H183V167H182ZM218 169H220V168H218ZM229 169V168H228ZM236 169V168H235ZM239 169V168H238ZM247 169V168H246ZM74 170V169H73ZM109 170V169H108ZM159 170V169H158ZM184 170V169H183ZM186 170V169H185ZM188 170V169H187ZM191 170V169H190ZM194 170V169H193ZM251 170V169H250ZM1 171H2V168H1ZM10 171V170H9ZM33 171V170H32ZM92 171H93V169H92ZM159 171H161V170H159ZM174 171V170H173ZM176 171V170H175ZM178 171V170H177ZM196 171V170H195ZM197 171H198V169H197ZM220 171V170H219ZM241 171V170H240ZM243 171V170H242ZM254 171V170H253ZM5 172V171H4ZM20 172V171H19ZM179 172V171H178ZM185 172V171H184ZM192 172V171H191ZM262 172V171H261ZM2 173H3V171H2ZM11 173V172H10ZM30 173H31V170H30ZM35 173V172H34ZM57 173H58V171H57ZM150 173V172H149ZM174 173V172H173ZM181 173H183V172H181ZM187 174L188 173H190V171H188V172H186ZM199 173V172H198ZM200 173H201V171H200ZM199 173V174H200ZM202 173H204V172H202ZM8 174H9V172H8ZM75 174V173H74ZM96 174V173H95ZM176 174V173H175ZM2 175V174H1ZM0 175V176H1ZM105 175V174H104ZM109 175V174H108ZM182 175V174H181ZM191 175H192V173H191ZM205 175H206V173H205ZM214 175V174H213ZM216 175V174H215ZM240 175V174H239ZM4 176V175H3ZM27 176V175H26ZM25 176V177H26ZM141 176V175H140ZM151 176V175H150ZM185 176V175H184ZM202 176V175H201ZM204 176V175H203ZM207 176V175H206ZM205 176V177H206ZM208 176H210V175H208ZM11 177H12V175H11ZM18 177V176H17ZM20 177V176H19ZM22 177V176H21ZM42 177V176H41ZM79 177V176H78ZM96 177V176H95ZM115 177V176H114ZM138 177V176H137ZM187 177V176H186ZM188 177H189V175H188ZM215 177V176H214ZM227 177V176H226ZM31 179H32V177H30ZM29 178V179H30ZM35 178V177H34ZM60 178V177H59ZM111 178V177H110ZM131 178V177H130ZM147 178H148V176H147ZM190 178V177H189ZM188 178V179H189ZM198 178V177H197ZM212 178V177H211ZM217 178V177H216ZM220 178H222V177H220ZM220 178H219V180H220ZM22 179H24V178H22ZM21 179V180H22ZM144 179H145V177H144ZM152 179V178H151ZM161 179V178H160ZM208 178H206V180H207ZM210 179V178H209ZM218 179V178H217ZM229 179V178H228ZM243 179V178H242ZM264 179V178H263ZM11 180V179H10ZM10 180H8V182L10 181ZM15 180V179H14ZM17 180V179H16ZM44 180V179H43ZM167 180V179H166ZM170 180V179H169ZM200 180V179H199ZM212 180H214L213 178H212ZM211 180V181H212ZM134 181H136V180H133V182ZM147 181V180H146ZM196 181V180H195ZM217 181V180H216ZM228 181V180H227ZM7 182V181H6ZM20 182V181H19ZM22 182V181H21ZM155 182V181H154ZM154 182H152L153 184H154ZM173 182V181H172ZM190 182H191V179H190ZM223 182V181H222ZM231 182V181H230ZM15 183V182H14ZM125 183V182H124ZM137 183V182H136ZM146 183V182H145ZM198 183V182H197ZM221 183V182H220ZM249 183H251V182H249ZM31 184V183H30ZM33 184V183H32ZM135 184V183H134ZM218 184V183H217ZM217 184H215V185H217ZM223 185H224V183H222ZM226 184H227V182H226ZM231 184V183H230ZM1 185V184H0ZM11 185V184H10ZM19 185V184H18ZM60 186H61V184H59ZM65 185V184H64ZM77 185V184H76ZM79 185V184H78ZM120 185V184H119ZM126 185V184H125ZM136 185V184H135ZM209 185V184H208ZM232 185V184H231ZM249 185V184H248ZM247 185V186H248ZM259 185V184H258ZM44 186V185H43ZM148 186V185H147ZM147 186H145L146 188H147ZM154 186V185H153ZM157 185H155V187H156ZM235 186V185H234ZM237 186V185H236ZM239 186V185H238ZM238 186H237V188H238ZM249 186H251V185H249ZM252 186H253V184H252ZM257 186V185H256ZM7 187V186H6ZM12 187V186H11ZM41 187V186H40ZM74 187V186H73ZM101 187V186H100ZM120 187V186H119ZM122 187H123V185H122ZM129 187V186H128ZM151 187V186H150ZM48 188H50V187H48ZM48 188H45L46 190L48 189ZM124 188V187H123ZM200 188V187H199ZM218 188V187H217ZM222 188V187H221ZM228 188V187H227ZM261 188V187H260ZM2 189H3V186H2ZM12 189V188H11ZM52 189V188H51ZM50 189V190H51ZM65 189H67V188H65ZM131 189H133V187H131ZM214 189V188H213ZM223 189V188H222ZM239 189V188H238ZM248 189V188H247ZM1 190V189H0ZM33 190V189H32ZM36 190V189H35ZM198 189H196V191H197ZM219 190V189H218ZM225 190V189H224ZM234 190V189H233ZM237 190V189H236ZM53 191V190H52ZM51 191V192H52ZM81 191H82V189H81ZM230 191H232V190H230ZM243 191V190H242ZM248 191H249V189H248ZM248 191H245V192H247L248 193ZM14 192V191H13ZM32 192V191H31ZM62 192V191H61ZM71 192V191H70ZM83 192L84 191H82V194H83ZM125 192H126V190H125ZM180 192V191H179ZM199 192H200V189H199ZM224 192H226V190L224 191ZM235 192V191H234ZM257 192V191H256ZM258 192H259V190H258ZM37 193V192H36ZM36 193H35V196H36ZM47 193H49V192H47ZM47 193H46V195H47ZM205 193V192H204ZM221 192H219V194H220ZM227 194H228V191L226 192ZM252 193V192H251ZM65 194H66V192H65ZM72 194V193H71ZM74 194V193H73ZM123 194H126V193H123ZM195 194V193H194ZM198 194V193H197ZM202 194V193H201ZM210 194V193H209ZM239 194V193H238ZM246 194V193H245ZM254 194V193H253ZM263 194V193H262ZM45 195V194H44ZM111 195H112V193H111ZM110 195V196H111ZM114 195V194H113ZM200 195V194H199ZM198 195V196H199ZM236 195V194H235ZM256 195V194H255ZM38 196V195H37ZM48 196V195H47ZM86 196V195H85ZM125 196V195H124ZM192 196V195H191ZM23 197H25V196H23ZM27 197V196H26ZM115 197V196H114ZM122 197V196H121ZM120 197V198H121ZM207 197V196H206ZM227 197H228V195H227ZM226 197V198H227ZM236 197V196H235ZM243 197V196H242ZM247 197H249V195L247 196ZM126 198V197H125ZM125 198H124V200H125ZM244 198V197H243ZM29 199V198H28ZM179 199V198H178ZM230 199V198H229ZM236 199V198H235ZM245 199V198H244ZM250 199V198H249ZM248 199V200H249ZM25 200H27V199H25ZM86 200V199H85ZM88 200V199H87ZM112 200H113V196H112ZM116 200H118V199H116ZM123 200V201H124ZM238 200H239V198H238ZM252 200V199H251ZM119 201H121V200H119ZM253 201V200H252ZM261 201V200H260ZM42 201H40L38 198H32V199H30V200H27V201H25L24 202V204H23V206H22V209H21V216H20V214H19V219H20V221L22 222V219H24V214H29L30 216H32V215H35V214H37V215H42V213L44 212L43 211V205H42V203H41ZM88 202V201H87ZM149 202V201H148ZM237 202V201H236ZM239 202V201H238ZM250 202V201H249ZM248 202V203H249ZM48 203H49V205L51 206V207H55L56 208V206L59 204V203H62V206L63 207H65V203H66V196L64 195V193H60V192H57V191H53L52 192V195H51V198H49L48 199ZM92 203V202H91ZM91 203H89L90 205H94V204H91ZM252 203H254V202H252ZM16 204H18V203H16ZM127 204V203H126ZM244 204V203H243ZM123 205V204H122ZM142 205V204H141ZM208 205V204H207ZM234 205V204H233ZM239 205V204H238ZM259 205V204H258ZM95 206V205H94ZM124 206V205H123ZM172 206V205H171ZM209 206V205H208ZM19 207V206H18ZM226 207V206H225ZM224 207V208H225ZM253 207V206H252ZM20 208V207H19ZM18 208V209H19ZM50 208V207H49ZM125 208H126V206H125ZM221 208V207H220ZM227 208V207H226ZM242 208V207H241ZM54 209V208H53ZM144 209V208H143ZM123 210V209H122ZM128 210V209H127ZM222 210H223V207H222ZM231 210V209H230ZM19 211V210H18ZM125 211V210H124ZM236 211V210H235ZM1 212H4V211H1ZM17 212V211H16ZM126 212V211H125ZM208 212V211H207ZM206 212V213H207ZM261 212V211H260ZM14 213V212H13ZM35 213V214H34ZM247 213V212H246ZM245 213V214H246ZM248 213H251L252 214V212H248ZM257 213V212H256ZM2 214V213H1ZM56 214V213H55ZM98 213H96V215H97ZM140 214H141V212H140ZM261 214V213H260ZM13 215V214H12ZM15 215V214H14ZM47 215V214H46ZM100 215H101V212H100ZM219 215V214H218ZM43 216L44 217H46L45 216V214H43ZM98 216V215H97ZM143 216V215H142ZM208 216H211L210 214L208 215ZM215 216V215H214ZM255 216H257V215H255ZM259 216V215H258ZM27 217V216H26ZM40 217V216H39ZM56 216H54V218H55ZM247 217H249L248 216V214H247ZM18 218V217H17ZM144 218V217H143ZM207 218V217H206ZM252 218V217H251ZM11 219H12V217H11ZM18 219V220H19ZM102 219V218H101ZM174 219V218H173ZM230 219H231V217H230ZM56 221H58L57 219H55ZM61 220V219H60ZM143 220V219H142ZM55 221V222H56ZM62 221V220H61ZM144 221V220H143ZM215 221H217V219L215 220ZM261 221V220H260ZM0 222H1V224H3L4 225V233L5 234H7V235H9V238H7L8 240L6 241L3 237H2V235H0V248H6L7 250H9V252L11 253V254H17L18 256H23L24 254L23 253H21V252H19L18 251V246H16V245H14L15 244V238H16V233L18 232H15V231H12L11 230V220H10V217H7V213L5 214V217H3L1 220H0ZM31 222V221H30ZM44 222V221H43ZM60 222V221H59ZM206 222V221H205ZM218 222H219V220H218ZM257 222V221H256ZM14 223V222H13ZM12 223V225H14L15 226V224H13ZM18 223H19V221H18ZM62 223V222H61ZM180 223V222H179ZM221 223V222H220ZM231 223V222H230ZM232 223H233V221H232ZM241 223V222H240ZM239 223V224H240ZM68 224H69V222H68ZM146 224H148V223H146ZM207 224V223H206ZM209 224H211V223H209ZM208 224V225H209ZM222 224V223H221ZM29 225H31V224H29ZM42 225V224H41ZM223 225V224H222ZM224 226H226V225H224ZM24 227V226H23ZM41 227V226H40ZM43 227V226H42ZM59 227V226H58ZM88 227V226H87ZM137 227H139V226H137ZM200 227V226H199ZM231 227H233L232 225L229 227L231 230L232 229H237L236 227L235 228H231ZM238 227V226H237ZM251 227V226H250ZM2 228V227H1ZM17 228V227H16ZM66 228V227H65ZM142 228V227H141ZM141 228H139V229H141ZM244 228V227H243ZM260 229V228H259ZM14 230V229H13ZM215 230V229H214ZM256 230H257V228H256ZM261 230V229H260ZM141 231H143V229L141 230ZM147 231V230H146ZM145 231V232H146ZM259 231V230H258ZM217 232H219V231H217ZM73 233H74V231H73ZM163 233V232H162ZM165 233V232H164ZM242 233V232H241ZM167 234V233H166ZM74 235V234H73ZM161 235V234H160ZM19 236V235H18ZM62 235H60V237H61ZM153 236V235H152ZM235 236V235H234ZM233 236V237H234ZM69 237V236H68ZM247 237V236H246ZM248 237H249V235H248ZM51 238H52V236L51 235H49V240H51ZM62 238V237H61ZM184 238H186V237H184ZM202 238V237H201ZM221 238V237H220ZM232 238V237H231ZM237 238V237H236ZM241 238V237H240ZM180 239V238H179ZM187 239V238H186ZM214 239V238H213ZM224 239V238H223ZM233 239V238H232ZM245 239V238H244ZM243 239V240H244ZM22 240V239H21ZM48 240V241H49ZM202 240H203V238H202ZM217 240V239H216ZM219 240H221V239H219ZM218 240V241H219ZM231 240V239H230ZM235 240V239H234ZM238 240V239H237ZM62 241V240H61ZM85 241V240H84ZM239 241H241V240H239ZM50 242H52V241H50ZM154 242V241H153ZM249 242V241H248ZM227 246H229L230 248L229 249H233V248H235V242L234 241H232L229 245L227 244V245H225L224 243H222V241L220 242L219 241V243H214V244H210V245H208L207 247H208V251L210 252H213V260H212V262H211V264H224L225 263V261H223L222 259H221V256H220V254H218L217 252L218 251H226V248H227ZM175 247V246H174ZM2 250V249H1ZM49 250H51V248H49ZM62 250V249H61ZM229 251V250H228ZM1 252V251H0ZM139 252V251H138ZM137 252V253H138ZM197 252V251H196ZM208 252V253H209ZM207 253V252H206ZM226 253V252H225ZM261 253H263V252H261ZM139 254V253H138ZM230 254V253H229ZM253 254V253H252ZM260 256V255H259ZM263 256V255H262ZM229 257V256H228ZM24 258V257H23ZM224 258V257H223ZM210 259V258H209ZM20 260H21V258H20ZM118 260H120V259H118ZM133 260V259H132ZM18 261H19V257H18ZM53 261H55V260H53ZM252 263H253V261H252ZM197 264H201V263H197ZM256 264H261L260 262H257Z\"/></svg>",
  "mask_w": 264,
  "mask_h": 264
}]
</instances>
